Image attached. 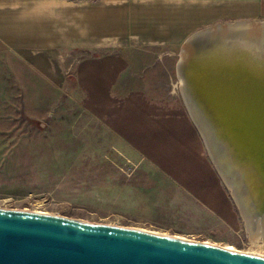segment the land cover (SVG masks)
I'll list each match as a JSON object with an SVG mask.
<instances>
[{
	"label": "rangeland",
	"instance_id": "obj_1",
	"mask_svg": "<svg viewBox=\"0 0 264 264\" xmlns=\"http://www.w3.org/2000/svg\"><path fill=\"white\" fill-rule=\"evenodd\" d=\"M240 21L258 26L264 17L228 16L197 31ZM184 40L127 50L57 49L46 56L38 52L30 66L16 55H1L0 207L149 230L264 255V236L259 229H249L183 99L178 64ZM115 56L127 61L128 71L112 88L121 99L119 106L108 103L104 110L112 114L134 107L139 112L144 106L149 111L148 102L161 118L169 115L177 123L190 122L208 160L205 182L178 175L185 169L169 157L139 149L143 146L128 138H136L135 129L123 126L118 132L109 119L95 116L85 102L78 68L88 59L113 61ZM38 59L47 72L34 67Z\"/></svg>",
	"mask_w": 264,
	"mask_h": 264
},
{
	"label": "crops",
	"instance_id": "obj_2",
	"mask_svg": "<svg viewBox=\"0 0 264 264\" xmlns=\"http://www.w3.org/2000/svg\"><path fill=\"white\" fill-rule=\"evenodd\" d=\"M250 15L264 17V0H101L97 3L0 0V56L16 55L30 66L34 53L53 55L57 49L108 47L127 50L136 45H174L184 39L185 42L204 24L228 16ZM115 57L113 61L117 60V63L104 57L101 60L88 59L79 65L78 75L86 93L85 102L93 107L97 113L95 116L109 119L118 132L123 126L124 129H135V139L124 135L137 147L143 146L139 149L157 151L158 155L169 157L185 169H176L178 175L182 172L183 176L190 175L192 182H205L202 177H208V160L190 122L181 119L183 121L177 123L169 115L161 118L159 113H153L155 110L148 102L147 107L152 110H144L143 99V109L138 108L139 112L134 107L124 112L116 110L112 114L104 110L108 103L119 106L121 99L116 98L112 88L128 71L127 61L122 63L120 56ZM42 59L47 61L46 57ZM37 62L34 67L47 72L41 59ZM130 97L140 100L132 93ZM140 124L144 126L139 127Z\"/></svg>",
	"mask_w": 264,
	"mask_h": 264
},
{
	"label": "water",
	"instance_id": "obj_3",
	"mask_svg": "<svg viewBox=\"0 0 264 264\" xmlns=\"http://www.w3.org/2000/svg\"><path fill=\"white\" fill-rule=\"evenodd\" d=\"M250 23L215 25L192 34L182 46L178 72L181 81L184 73L194 87L200 104L204 105L208 114L205 120L211 127V142L217 146L214 149L222 150L219 151V159L214 160L207 148V139L203 137L212 161L215 165H225L227 176L234 177L235 188L239 185L235 174L242 175L251 196L261 198L262 205L252 207L251 217L255 218L264 215V176L256 164L258 162L251 158L248 144L237 134L235 126L238 128V125H234V120L216 114L203 96L209 76L239 73L245 74L248 80L264 84V57L261 55L264 52L260 50L262 42L258 43L261 53L256 55L246 54V50L240 49V46L246 45L253 51V41L248 39L247 33L264 38V22L258 26ZM248 29L250 32L243 35L242 31ZM235 39L241 40L236 46L239 51L235 59L214 64L208 63V56L202 55L206 49V54H213L215 47H212L216 41ZM209 40L211 44L208 46L206 43ZM246 61L249 62L248 66H242ZM194 102L203 113L202 106ZM0 264H264V258L149 230L96 223L48 212L0 207Z\"/></svg>",
	"mask_w": 264,
	"mask_h": 264
},
{
	"label": "bare ground",
	"instance_id": "obj_4",
	"mask_svg": "<svg viewBox=\"0 0 264 264\" xmlns=\"http://www.w3.org/2000/svg\"><path fill=\"white\" fill-rule=\"evenodd\" d=\"M242 32H244L243 35H245V32L250 31L248 29ZM246 35L250 37L248 39L253 41V51L246 45L240 46V49L246 50L245 53L249 55L259 54L261 53L260 50L264 52V38L262 36L257 37V35L254 36L248 33ZM261 37L262 39L257 42V40ZM240 41V39H235L233 41H216L212 47H215L213 51L214 53L206 54V45L209 46L211 44V41L209 40L203 47L205 51H203L202 55L208 56L207 62L214 64L223 63L224 60L235 59L236 52L239 51V47L236 46L240 43ZM258 43H261L260 50L258 48ZM261 55L264 57V53H261ZM244 63L246 64H242V66H248L249 64L248 61ZM181 86L183 99L190 111V117L192 118L202 138L206 137L207 148L210 149L212 157L217 161V159H219V151L222 152V150L214 149L215 147L217 148V146H213L211 142V131H209V128L211 127L205 120L208 114H206L204 110V105L200 104L199 97L196 96L194 87H192L188 77L184 76V73ZM203 96L206 99L207 104L212 106V108L216 111V114H219V116L224 119L234 120V125L235 123L238 125V128L235 126L237 134L239 133L245 140L244 143L248 144V148L250 150L249 152L252 155L251 158H254L258 162L256 164L259 166L262 176H264V84L248 80L245 74L243 75L239 73L220 77L209 76L208 82L203 88ZM194 100L197 101L200 107L202 106L201 109L204 111L203 113L195 106L196 102H194ZM249 152L247 153L249 154ZM216 165V168H220V170L219 168L217 170H219L221 176L229 185L232 194L243 212V216L249 229L251 226L254 231L259 229L258 233L264 236V215L255 218L251 217L253 211L252 207L255 208L258 204L262 205L261 198L251 196L252 194L250 193V189L244 183L242 175L238 176V174H235V178L239 182L238 187L235 188V186H233L234 177L232 178L227 176L225 165L220 163ZM262 189L264 192V185ZM227 249L233 250L232 247H228ZM251 254L257 255L254 253ZM258 256L264 258V255Z\"/></svg>",
	"mask_w": 264,
	"mask_h": 264
}]
</instances>
